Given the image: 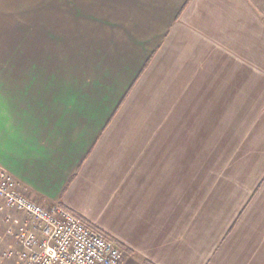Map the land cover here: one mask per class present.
Masks as SVG:
<instances>
[{"label":"crops","instance_id":"crops-1","mask_svg":"<svg viewBox=\"0 0 264 264\" xmlns=\"http://www.w3.org/2000/svg\"><path fill=\"white\" fill-rule=\"evenodd\" d=\"M0 165L122 264H264V0H0Z\"/></svg>","mask_w":264,"mask_h":264},{"label":"built area","instance_id":"built-area-1","mask_svg":"<svg viewBox=\"0 0 264 264\" xmlns=\"http://www.w3.org/2000/svg\"><path fill=\"white\" fill-rule=\"evenodd\" d=\"M16 209L27 219H5L18 248L0 255L18 264H122L116 242L58 204L40 203L19 188L18 181L0 165V212Z\"/></svg>","mask_w":264,"mask_h":264},{"label":"rangeland","instance_id":"rangeland-1","mask_svg":"<svg viewBox=\"0 0 264 264\" xmlns=\"http://www.w3.org/2000/svg\"><path fill=\"white\" fill-rule=\"evenodd\" d=\"M10 250H11V249H10ZM12 250H13V249H12ZM12 258H13V257H12ZM12 258H10V264H16V258H15V257H14L15 259H14V258L12 259Z\"/></svg>","mask_w":264,"mask_h":264}]
</instances>
